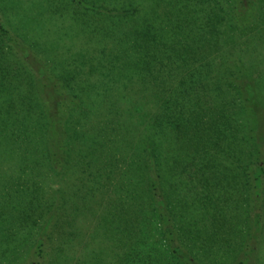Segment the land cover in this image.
Instances as JSON below:
<instances>
[{
  "label": "trees",
  "instance_id": "1",
  "mask_svg": "<svg viewBox=\"0 0 264 264\" xmlns=\"http://www.w3.org/2000/svg\"><path fill=\"white\" fill-rule=\"evenodd\" d=\"M0 149V264H264V0H0Z\"/></svg>",
  "mask_w": 264,
  "mask_h": 264
},
{
  "label": "rangeland",
  "instance_id": "2",
  "mask_svg": "<svg viewBox=\"0 0 264 264\" xmlns=\"http://www.w3.org/2000/svg\"><path fill=\"white\" fill-rule=\"evenodd\" d=\"M42 40H45L42 39ZM13 157H10V155L8 153H4L1 149H0V179H3L5 172L8 174L9 170H10V166L11 168L16 167V162H14V160L12 159ZM5 179V178H4ZM64 187L65 188H69L71 187V183H67L66 181L64 182Z\"/></svg>",
  "mask_w": 264,
  "mask_h": 264
}]
</instances>
